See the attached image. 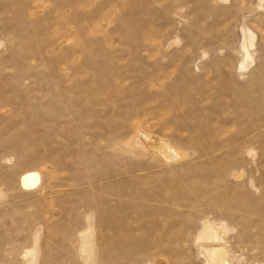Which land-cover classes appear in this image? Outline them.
Listing matches in <instances>:
<instances>
[{"label":"rangeland","instance_id":"rangeland-1","mask_svg":"<svg viewBox=\"0 0 264 264\" xmlns=\"http://www.w3.org/2000/svg\"><path fill=\"white\" fill-rule=\"evenodd\" d=\"M0 264H264V0H0Z\"/></svg>","mask_w":264,"mask_h":264},{"label":"bare ground","instance_id":"bare-ground-1","mask_svg":"<svg viewBox=\"0 0 264 264\" xmlns=\"http://www.w3.org/2000/svg\"><path fill=\"white\" fill-rule=\"evenodd\" d=\"M39 182H40V176H39L38 173H36V172H28V173L24 174L21 177V182L20 183H21L23 188L31 189L34 186H36Z\"/></svg>","mask_w":264,"mask_h":264}]
</instances>
